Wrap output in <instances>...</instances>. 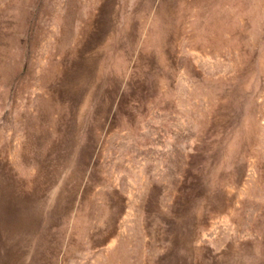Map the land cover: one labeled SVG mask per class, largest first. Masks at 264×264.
Segmentation results:
<instances>
[{
    "label": "rangeland",
    "instance_id": "rangeland-1",
    "mask_svg": "<svg viewBox=\"0 0 264 264\" xmlns=\"http://www.w3.org/2000/svg\"><path fill=\"white\" fill-rule=\"evenodd\" d=\"M0 264H264V0H0Z\"/></svg>",
    "mask_w": 264,
    "mask_h": 264
}]
</instances>
